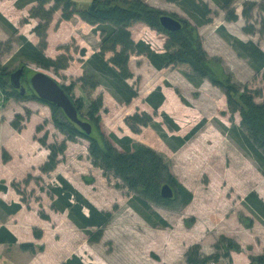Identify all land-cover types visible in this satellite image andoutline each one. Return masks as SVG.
Here are the masks:
<instances>
[{
  "label": "rangeland",
  "instance_id": "374dc122",
  "mask_svg": "<svg viewBox=\"0 0 264 264\" xmlns=\"http://www.w3.org/2000/svg\"><path fill=\"white\" fill-rule=\"evenodd\" d=\"M74 1L80 10L87 9L92 2V0ZM145 1L151 6L166 11L168 15L176 13L178 17H188L177 4L165 0ZM204 1L213 10V21L199 27V33L215 73L230 75L232 82L238 86L241 93H248L257 102H263L264 70L258 71L248 57L240 56V52L224 36V31L219 29L223 25L229 33L246 42L252 40L264 50V31L260 32L262 11L255 9L252 20H246L242 10L243 3L247 0H236L234 7L239 19L230 22L226 19V11L222 7L213 0ZM253 1L262 3L263 0ZM37 6L38 4L33 0H0V7L6 14V19L12 21L13 24L9 22L15 29H10L0 21V25L7 32V34L0 32L2 65L6 66L10 73L26 65L23 84L28 87L29 96L33 94L30 78L39 71L51 76L61 85L73 84V96L82 97L86 102L87 107L84 108L83 113H86L92 99H96L100 94L103 95L101 133L121 152L125 151L116 140V136L130 137L133 150L137 147L153 150L168 166L172 176L178 181V186L182 185L193 194L192 201L186 202L180 195L171 205L145 198L139 189L129 188L114 172L94 165L90 155L89 140L83 137H78L74 141L67 140L66 135L54 125L52 110L48 104L30 97L4 101L0 106V123L7 122L14 112H22L29 120L34 116L43 127L41 131H37L35 139L43 137L48 132V143H60L66 140L67 148L60 155L59 164L54 171L41 172L45 177L41 173L35 175L36 177L30 175V178L27 175L23 181H14L12 184L19 185L22 194L18 191L17 194L20 195L21 202L25 199L23 205L30 208L29 204L33 201L40 204V217L49 216L47 214L49 210L54 213L57 226H61L58 228L59 233L62 232V235L69 238L73 245L72 257L78 256L86 264H92V261L94 264H121L126 250L131 247L142 254L138 264H165V261L170 260L179 264L184 249H187L186 246L189 248L201 241L205 246L211 244L216 252L214 246L222 235L232 238L227 234V226H230L235 218L243 225L251 219L254 224L257 219L261 220L247 204L246 197L254 191L264 200V172L256 160L226 130L234 124L240 125L241 115L239 112L234 114L230 110L223 89L213 85L209 80H205L200 87L194 86L187 78V73H191L189 64H172L158 70L146 56L133 55L130 67L134 77L129 82L138 90V96L131 103L123 101L106 84H101L90 92L82 87L79 78L88 73V60L100 50L101 37L95 32V26H88L90 24L87 25L78 15L71 20H62L61 11H57L49 26V34L51 33L52 36L46 54L57 57L65 51V48L61 49V47L70 46L69 54L72 61L67 69L56 74L53 69L41 68L17 55L21 47L20 36L25 35L34 44L38 42L32 31L40 22L38 18L32 17L33 10ZM0 13L2 14L1 11ZM251 24L257 27V32L253 34L244 30ZM131 30L136 41L145 40L156 51L164 53L168 39L165 33L151 28L144 21H135ZM9 41L12 42V49L7 51ZM82 49L87 50L85 56L82 55ZM158 87L163 89L166 99L156 111L146 102V98ZM136 113H148L152 115L153 120L148 126H140L139 131H134L129 119ZM165 115L171 119V122L166 121ZM197 126H200V129L188 141L180 144L177 137L185 138ZM66 173L77 179L83 177V183H86L83 189L84 195L90 197L97 207L111 209L114 214L121 207L120 205L129 206L134 208L148 224L142 222L143 225L138 228L141 232L138 229L132 232L125 223L127 221L118 222L121 225L115 223V226L110 228L107 238H102L99 243L90 242L88 230L78 226L70 218L69 210H56L53 207L56 198L52 197L51 189L60 184L58 176ZM173 188L177 193V187ZM140 200L147 201L151 210L146 209ZM43 203H47V206L45 207ZM154 212L160 219L165 220L168 226H164L154 216ZM148 216L154 218V224L147 220ZM127 223L130 224L129 221ZM148 225L161 230L162 235H166L156 240V244L160 246L158 251L151 250L147 242L140 240L139 243L138 238H135L140 237L144 240L146 236L144 234L150 230ZM116 228L117 234L116 232L114 235L110 234ZM108 229L107 226L104 233ZM132 239H136L137 242L132 243ZM224 264L229 263L224 261Z\"/></svg>",
  "mask_w": 264,
  "mask_h": 264
},
{
  "label": "trees",
  "instance_id": "16d2710c",
  "mask_svg": "<svg viewBox=\"0 0 264 264\" xmlns=\"http://www.w3.org/2000/svg\"><path fill=\"white\" fill-rule=\"evenodd\" d=\"M33 1L38 4L33 10L32 17L40 20L33 30L39 42L34 44L26 36H20L21 47L17 54L19 57L31 61L41 68L53 69L56 74L70 66L72 61V57L69 54L70 46L64 45V47H61V49L65 48V51L55 58L46 54L49 26L53 21L54 14L57 11H61L62 20H71L78 15L86 23L95 26V32L100 34V50L95 52L88 60V73L79 78L82 87L90 92L97 89L101 84H106L123 101L131 103L138 96V90L129 82L134 77L130 67V60L133 55L146 56L158 70H162L172 64H189L191 73H187V78L194 86L200 87L205 80H209L213 85L223 89L230 110L234 114L236 112L240 113L241 124H234L232 127L226 128V130L256 160L264 172V101L259 103L252 95L241 93L238 86L232 82L230 75L215 73V68L204 49L199 33V27L213 21V10L206 1L165 0L166 2L177 4L188 15L187 18H183L178 17L176 13L169 14L183 23V27L174 32L166 30L161 22L162 16L168 13L151 6L145 0H92L90 6L85 10L78 9L74 0ZM213 1L226 11V19L228 21L235 22L239 19L234 7L236 0ZM51 3L53 4L48 7ZM255 9L263 13L260 21L261 32L264 31V0L262 3L253 0L245 1L242 14L246 20L251 21ZM0 21L10 29L15 30L14 26L1 13ZM135 21H144L151 28L167 35L168 39L164 53L156 51L145 40L136 41L134 39L131 27ZM219 29L224 31V36L240 52V56L248 57L258 71L264 70V50L256 42L252 40L246 42L236 37L229 33L223 25ZM244 30L249 34H253L257 32V27L255 24H251ZM7 44V51H9L12 49V42L9 41ZM81 52L83 56L87 54L86 49H82ZM1 58L2 52L0 50V88L5 94V102L11 98L20 100L30 97L48 104L52 110L54 125L66 135L67 140L74 141L78 137L89 140L91 143L89 148L90 155L94 165L106 171L114 172L129 188L139 189L143 197L166 205H171L180 195L185 199L184 201H192L193 194L182 185L178 186L179 183L172 176L168 166L159 159L153 150L145 147H137L133 150L130 137L119 138L116 136V140L125 151L121 152L101 133V111L104 106L103 95L100 94L96 99H92L89 102L86 113H83L84 108L87 107L84 98L73 96V84L70 86L62 85L74 101L80 118L92 124L93 132L91 135H87L78 125L70 121L58 106L41 100L33 90V94L29 96L28 92L22 95L20 91L13 88L11 85V74L13 72L10 73L9 69L2 65ZM22 67L26 69V65ZM165 99L163 89L158 87L148 95L146 102L157 111L164 104ZM26 119L25 115L18 113L15 115L11 125L16 130L22 131L25 127ZM165 119L171 122L167 115H165ZM152 120V115L148 113H136L130 117L129 122L134 131H139L140 126H148ZM42 128V126H38L37 131H41ZM199 129L200 126H197L185 138L177 137L180 140V144L188 141ZM47 139L48 132L37 139L42 146L50 151L48 160L41 167V171L44 173H50L57 168L59 157L67 148L66 140L60 143H48ZM3 157L5 161L10 158L6 151H4ZM58 181L60 184L51 189L52 197L56 198V203L53 205L54 209L69 210L70 218L78 226L88 230L89 241L99 243L103 238L105 228L112 222L114 214L111 211L99 209L64 176H58ZM166 183L178 189V194L175 192L172 199H166L161 194V189ZM12 186L22 194L18 184H12ZM6 190L7 186L0 184V191ZM140 201L146 209L151 210V206L147 201ZM246 201L264 222V200L253 191L246 197ZM22 202H25V199H22ZM21 203L9 205L0 200V208L9 214H14L22 208L23 203ZM153 214L164 226H168V223L160 219L156 212ZM42 216L48 218L46 215ZM147 220L154 224L152 216H148ZM253 225L254 221L251 219L245 226L253 227ZM40 236L41 233H36V237ZM17 241L16 236L9 230L6 228L0 229V242L17 243ZM214 247L216 252L211 255H205L202 253L200 244L190 246L185 254L187 263H217L223 257L231 258L232 251H241L240 245L234 239L224 235L219 238ZM21 248L32 252L35 250L32 243L21 244ZM250 259V264H264V254L251 256ZM66 264L86 263L78 256H73L68 259Z\"/></svg>",
  "mask_w": 264,
  "mask_h": 264
},
{
  "label": "crops",
  "instance_id": "0c3cea01",
  "mask_svg": "<svg viewBox=\"0 0 264 264\" xmlns=\"http://www.w3.org/2000/svg\"><path fill=\"white\" fill-rule=\"evenodd\" d=\"M0 11L2 12V15L7 18L1 7ZM10 22L12 23V21ZM0 32L7 34L6 30L1 25ZM51 36L52 34H49L48 29V48L50 46ZM36 39H38L37 36ZM37 41L39 42V39ZM56 44L54 45V48ZM48 48L47 50H49ZM51 57L55 58L56 56ZM35 108H37V106H35ZM18 113L24 115L22 112L17 111L12 114L11 118H8L7 122L0 123V184L7 186L6 191H0V200L9 205L13 203H21V197L17 194V190L13 188L12 183L14 181H23L27 175L37 176L41 173V167L48 160L50 154L49 149L42 146L40 142L35 139L37 127L40 126V122L38 119H35L34 116L30 118V120L27 119L22 131L16 130L11 125L14 115ZM4 151L10 156L7 161L3 158L2 152ZM42 176L45 177L44 174H42ZM63 176H65V178H67L76 189L85 194L83 189L85 188L86 183H83L84 179L82 176L79 179L67 173L63 174ZM46 197L48 196L46 195ZM88 199L95 204L90 197H88ZM43 204L45 207L47 206V203ZM29 206L30 208L27 205L22 204V208L14 214H9L0 208V229L6 228L14 234L18 240L17 243L0 242V264H66L68 259L72 257L71 250H73V245L69 238L62 235V232L61 234L59 233L60 231L58 228L61 226H57L53 215L54 213L51 210H49V212L47 211V214L50 217L48 216V218L45 219L39 215V209L41 207L38 202L36 203L33 201ZM120 206L121 207L114 212V218L108 225L109 229L104 233L103 239L107 238L110 228L115 226V223L129 221L130 224L125 222L127 227H129L128 229L135 232L143 225L142 222H145L142 216L134 208ZM98 208L105 211L111 210L108 208ZM148 226L150 227V230L147 231V234H144L146 235L144 240L140 239V237L135 238H138L139 243L140 240L147 242V245L149 244L151 250L158 251L160 246L159 244H156V240L163 236L166 237V235H162L163 233L161 230H157L150 225ZM227 229V234L235 239L242 249L241 251H233L231 253V258L229 259H224L225 257H223L219 262H211L210 264H224V261L229 264H250L251 256L264 254V223H262L261 220L257 219L254 227L247 228L240 222V220L235 218L230 223V226H227ZM138 231L141 232V229H138ZM35 232L41 233V236L36 237ZM115 232L117 234V228L115 230L113 229L110 234L114 235ZM129 238H131V236H129ZM134 241L137 242L136 239H132V243ZM194 242L197 243V241ZM24 243L34 244L35 250L33 252L31 250H23L21 244ZM198 243L202 246V252L205 255H211L214 253V248L211 244L205 246V243L202 241ZM186 247L187 249H184L182 261H180L179 264H188L185 257L188 246ZM139 252L140 251H134L130 247L128 251L126 250L124 260L121 264H138V260L141 259L140 256L142 255ZM90 261H92V259H90ZM173 262L172 260L165 261V264H171ZM92 264H94L93 261ZM174 264L176 263L174 262Z\"/></svg>",
  "mask_w": 264,
  "mask_h": 264
},
{
  "label": "water",
  "instance_id": "95a60500",
  "mask_svg": "<svg viewBox=\"0 0 264 264\" xmlns=\"http://www.w3.org/2000/svg\"><path fill=\"white\" fill-rule=\"evenodd\" d=\"M161 22L163 27L170 32L178 31L183 27V23L180 20L168 14L162 16ZM24 74L25 67H21L11 74V85L13 88L20 91L22 95L27 93V88L22 83ZM30 86L41 100L58 106L66 117L74 124L78 125L84 133L87 135L92 134V124L80 118L79 112L70 94L64 90L57 80L39 71L31 77ZM161 194L166 199H172L175 195V190L170 184L166 183L161 189Z\"/></svg>",
  "mask_w": 264,
  "mask_h": 264
},
{
  "label": "built area",
  "instance_id": "2783aa9c",
  "mask_svg": "<svg viewBox=\"0 0 264 264\" xmlns=\"http://www.w3.org/2000/svg\"><path fill=\"white\" fill-rule=\"evenodd\" d=\"M4 101H5V94L0 88V106L2 105L1 103H3Z\"/></svg>",
  "mask_w": 264,
  "mask_h": 264
},
{
  "label": "flooded vegetation",
  "instance_id": "af4514ba",
  "mask_svg": "<svg viewBox=\"0 0 264 264\" xmlns=\"http://www.w3.org/2000/svg\"><path fill=\"white\" fill-rule=\"evenodd\" d=\"M22 83H23V81H22ZM24 85V84H23ZM25 86V85H24ZM28 88V87H27ZM28 90V89H27ZM28 92V91H27Z\"/></svg>",
  "mask_w": 264,
  "mask_h": 264
},
{
  "label": "clouds",
  "instance_id": "9594fccd",
  "mask_svg": "<svg viewBox=\"0 0 264 264\" xmlns=\"http://www.w3.org/2000/svg\"><path fill=\"white\" fill-rule=\"evenodd\" d=\"M31 79V78H30Z\"/></svg>",
  "mask_w": 264,
  "mask_h": 264
}]
</instances>
